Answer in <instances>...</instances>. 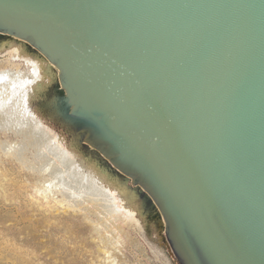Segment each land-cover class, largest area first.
<instances>
[{
	"label": "water",
	"instance_id": "water-1",
	"mask_svg": "<svg viewBox=\"0 0 264 264\" xmlns=\"http://www.w3.org/2000/svg\"><path fill=\"white\" fill-rule=\"evenodd\" d=\"M0 20L66 61L183 264H264V0H0Z\"/></svg>",
	"mask_w": 264,
	"mask_h": 264
},
{
	"label": "bare ground",
	"instance_id": "bare-ground-1",
	"mask_svg": "<svg viewBox=\"0 0 264 264\" xmlns=\"http://www.w3.org/2000/svg\"><path fill=\"white\" fill-rule=\"evenodd\" d=\"M0 31L15 35L0 41V56L7 55L3 63L0 62V127L11 126L15 131L25 132L30 126L28 123H31L29 128L33 130H30L33 132L30 133V139L22 141L25 143H22L23 149L20 142L3 143L8 148L9 153L6 154L18 156L30 163L36 173L28 175L40 181L37 188L45 198H53L60 205L69 206L77 202H91L104 216L106 214L125 221L131 219L141 227L150 224L151 217L143 212V201L139 194L143 192L147 202L154 205V187L150 185L146 174L125 164L123 157L114 153L100 132L84 126L77 119L72 72L66 61L59 54L48 51L45 46L34 44L37 42L36 36L29 29L6 22L0 23ZM51 60L62 71L61 83L67 92L62 94L57 87L60 96L57 105L52 103L47 106L41 101L54 87L53 82L57 79L54 70L56 66ZM16 61H22L24 69ZM65 97L69 98L71 107L69 102H65ZM41 106L51 116H48L50 114L47 111L44 114L40 110ZM62 127L75 133L79 142ZM24 135H21V139ZM85 143L92 144L93 149H88ZM94 148L99 149L103 155ZM28 150L32 160L25 154ZM113 192L120 199L121 206L113 200ZM162 214L167 222L163 211ZM166 224L170 234L172 228L168 222ZM109 260L110 264H125L117 262L115 255L109 257Z\"/></svg>",
	"mask_w": 264,
	"mask_h": 264
},
{
	"label": "rangeland",
	"instance_id": "rangeland-1",
	"mask_svg": "<svg viewBox=\"0 0 264 264\" xmlns=\"http://www.w3.org/2000/svg\"><path fill=\"white\" fill-rule=\"evenodd\" d=\"M13 36L0 31V41ZM6 56H0L1 63ZM51 61L56 66L57 79L41 101L47 106L52 103L57 105L60 97L57 87L62 94L67 92L61 83L62 71ZM16 63L22 64L24 69L22 61ZM41 108L43 113L47 111L50 114L46 108ZM28 124V131L20 133L11 126L0 127V264H110L109 257L114 255L117 262L125 264H183L173 250L168 225L159 205L147 202L143 192L139 194L143 212L151 217L150 224L144 227L131 219L125 221L104 216L91 202H88L90 205L83 201L69 206L60 205L53 198H45L37 188L40 181L28 175L35 172L30 163L6 154L9 153L8 148L2 145L20 142L23 149L24 142L33 133L29 128L32 124ZM63 129L72 133L79 142L75 133L68 128ZM21 135H24L22 139ZM85 145L93 149L92 144ZM94 149L102 154L99 149ZM29 151L25 154L33 159ZM113 194V200L121 206L120 199ZM58 197L61 201L62 197Z\"/></svg>",
	"mask_w": 264,
	"mask_h": 264
}]
</instances>
